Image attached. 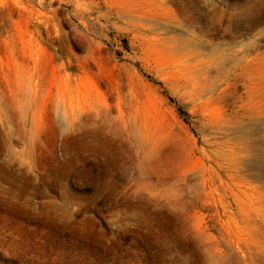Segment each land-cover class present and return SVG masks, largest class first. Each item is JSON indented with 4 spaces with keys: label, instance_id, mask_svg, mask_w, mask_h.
<instances>
[{
    "label": "rangeland",
    "instance_id": "rangeland-1",
    "mask_svg": "<svg viewBox=\"0 0 264 264\" xmlns=\"http://www.w3.org/2000/svg\"><path fill=\"white\" fill-rule=\"evenodd\" d=\"M0 264H264V0H0Z\"/></svg>",
    "mask_w": 264,
    "mask_h": 264
}]
</instances>
